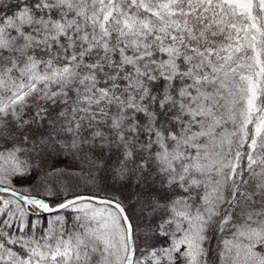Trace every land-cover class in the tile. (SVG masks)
Segmentation results:
<instances>
[{
    "label": "snow or ice",
    "instance_id": "snow-or-ice-1",
    "mask_svg": "<svg viewBox=\"0 0 264 264\" xmlns=\"http://www.w3.org/2000/svg\"><path fill=\"white\" fill-rule=\"evenodd\" d=\"M0 264H264V0H0Z\"/></svg>",
    "mask_w": 264,
    "mask_h": 264
}]
</instances>
